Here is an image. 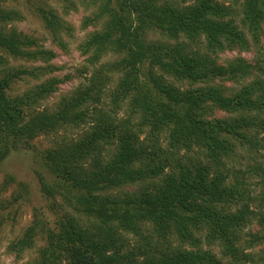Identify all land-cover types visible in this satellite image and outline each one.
<instances>
[{"label": "trees", "instance_id": "trees-1", "mask_svg": "<svg viewBox=\"0 0 264 264\" xmlns=\"http://www.w3.org/2000/svg\"><path fill=\"white\" fill-rule=\"evenodd\" d=\"M180 1L187 4L178 7L174 4H158L156 0H114L112 5V0H104L103 11H106L109 19L105 29L91 34L87 43L96 46L94 59L99 51L109 47L123 54L110 64L117 71V91H122L121 95L114 96L123 101L126 95L131 94V114L139 110L142 121L136 128L130 125L129 117L121 125L111 122L107 127L98 117H90L94 119L90 125L92 130L82 140L46 153L50 162L48 167L70 182V190L75 191L89 214L104 221L112 220L124 231H136L139 228L138 220L152 221L155 232L159 236L157 231L161 233L159 238H162L164 249L152 246L155 236L150 234L143 246L155 249L156 254L146 255L144 251V260L138 261L132 252L119 253L113 239L97 242L87 236L77 222L69 220L65 231L58 236L53 235L57 247L68 257V264H221L210 252H200L202 237L210 244L219 243L225 255L239 259L235 242L250 211L248 205L234 212L218 208L219 203L241 196L236 187L224 184V172L218 166L224 165L222 156L234 150L235 141L242 138L254 143L251 144L253 146L257 144L258 135L252 136L249 132L252 129L258 132L256 128L259 127L264 129V121L260 120L264 112V94L258 93L264 91V85L255 80L234 91L222 85H213L211 81L214 78L232 81L244 79L252 73L253 66L240 57L230 61L226 67L216 66L209 54L203 55L200 50L187 52L180 45L169 49L150 46L145 42L143 32L148 26H156L169 35L182 34L194 42L203 39L202 44L207 52L226 48L245 50L249 47V38L258 42L262 34L264 0H231L239 4L238 11L219 0ZM13 15L11 10L0 6V160L8 153L9 143L15 147L19 140H29L41 133H48L63 123L74 120H78V124L85 122L87 115H90L86 108L70 111L92 98V90L79 93L81 89H78L63 100L64 107L56 112L34 114L32 111L35 107L32 106L55 90L56 79H45L22 94L10 93L11 84L16 78L28 76L37 80L47 71L36 66L14 68L8 65L2 52L28 62L49 61L53 56L51 51L36 48L34 39L5 28L4 25L13 19ZM32 46L35 49H29ZM146 60L151 65L157 64L176 81L188 80L192 85L203 82L205 85L180 90L162 76H152L153 73L149 71L153 86L158 89L157 94H154L139 78ZM94 76H98L97 80L104 77L98 73ZM213 108L237 115L209 119L207 109ZM254 112L258 116H252ZM113 124L115 127L110 128ZM144 124L151 127V150L141 143L137 144L138 134ZM161 130L170 131V144L173 147L178 146L187 151L195 147L198 151H205L206 158L215 164L211 168L213 175L209 176L208 164L197 162L193 155H189L187 160L192 168H188L187 164L180 165L182 167L180 169L178 166L177 172L163 174L159 181H155L170 160H166L167 154L165 159L154 156L157 132ZM110 133L119 134L120 144L104 161L100 157L102 148L99 143ZM84 162H93L97 168L91 165L90 171H86ZM137 162L140 165L137 166ZM151 162H154L153 166ZM259 168L264 173V168ZM148 179L152 190L146 188L134 197L119 199L100 194L130 182L145 184ZM261 217L264 222V215ZM34 229L31 226L24 232L18 240V248L27 247ZM169 235L176 236V245L170 243ZM111 244L116 249L114 254L109 255L106 251ZM187 244L198 249L188 250L185 247ZM44 254H47V250L43 252L41 260L30 264H49L51 260L48 256L45 258Z\"/></svg>", "mask_w": 264, "mask_h": 264}, {"label": "rangeland", "instance_id": "rangeland-1", "mask_svg": "<svg viewBox=\"0 0 264 264\" xmlns=\"http://www.w3.org/2000/svg\"><path fill=\"white\" fill-rule=\"evenodd\" d=\"M219 1L231 5V8L236 11L239 10V4L232 3L231 0ZM103 2L104 0H0V6L11 10L14 14L13 19L4 25L5 28L34 39L36 48L53 53L49 61L28 62L24 59H15L10 54L2 52L8 65H13L14 68L36 66L47 71L37 80L28 76L16 78L11 84L10 93L22 94L45 79H56L55 90L32 106L35 107L32 111L35 114L42 111L52 113L63 108L65 102L63 100L73 95L78 89H81L79 93L83 90H92L91 99L70 111L77 112L86 108V112L89 111L90 115H87L88 119H85V122L78 124V120H74L63 123L48 133H41L29 140H19L15 147L9 143L8 153L0 160V218L2 220L0 264H30L41 260L45 250H47V254H44L45 258L48 256L51 260L49 264H68V257L63 250L57 247L56 237L53 235L58 236L59 233L65 231L69 220L77 222L78 227L97 242L113 239L119 253L132 252L138 261L144 260L145 253L146 255L156 254L155 249L143 246V242L150 234L155 236L153 243L151 242L152 246L164 249V245H161L162 238H159L160 231H157L159 236L153 229L154 222L138 220L139 228L136 231H124L112 220L104 221L89 214L75 191L70 190V182L48 167L50 162L47 160L46 153L82 140L92 130L90 125L94 119L90 117H98L107 124V127L111 125V122L121 125V122H126L129 117L130 125L136 128L142 121L139 110L131 114L133 110L129 103L131 94L126 95L123 101L120 98L115 99L114 96V94L121 95L122 91L118 90L119 93L117 91V71L110 64L120 59L123 54L109 47L99 51L94 59L96 46H90L87 43L91 34L100 33L105 29V24L109 19L106 11H103ZM156 2L174 4L178 7L187 4L181 3L180 0H156ZM113 3L114 0L111 4ZM135 24L137 25L138 21ZM143 37L150 46L158 45L163 49H169L180 45L185 47L187 52L200 50L199 52L203 55L208 53L210 60L214 61L216 66L226 67L230 61L238 57L253 66L252 73L244 79L232 81L214 78L211 81L213 85H222L233 91L255 80L264 85V26L258 42H253L249 38V47L245 50L226 48L222 51L207 52L202 44L203 39L194 42L182 34L169 35L156 26L144 28ZM29 49H35V46ZM150 65L149 60H146L139 78L150 87V90H153L154 94H157L158 89L154 88L149 71L153 73L152 76H162L164 80L180 90L205 85L203 82L192 85L188 80L176 81L157 64ZM96 73L99 76L103 74L104 77L97 80L98 76H94ZM92 77H94L93 80ZM261 92L264 94V91H258V93ZM135 93H137L136 90ZM207 113L209 119L237 115V113H227L218 108L207 109ZM252 114H254L252 116H258L256 112ZM261 118L260 120L264 121V112L261 113ZM114 124L110 128H114ZM150 128L149 124L141 126L137 143L143 144V147H149L148 150H151L150 145L153 140ZM256 129L258 132L253 129L249 132L252 136L258 135L259 139L255 146L251 145L254 143L246 142L242 138L235 141L234 150L222 156L221 162L224 165L218 166L224 172V184L227 187H236L241 195L234 199L236 201L219 203L218 208L234 212L248 205L250 211V216L238 232L235 242L239 251L238 260L231 255H225L219 243L210 244L202 237L199 245L200 252H210L215 259L220 260L221 264H264V222L261 217L264 215V173L259 168V166L264 168V140L261 139L264 138V129L260 127ZM161 131L157 132V149L154 156L165 159L167 154L166 160H170L164 166L162 174L156 176L155 181H159L163 174L177 172L178 166L180 168L187 164L188 168H192L187 160L189 155H193L197 162L202 161L203 164H208L209 176L213 175L211 168L215 164L206 158L205 151H198L195 147L189 151L178 148V146L173 147L170 144V131ZM118 137V133H110L109 137L100 140L99 144L102 148L100 157L104 161H107L110 154L117 150L120 144ZM231 140L234 141L232 138ZM91 165L97 168L93 162L83 164L86 171H90ZM136 165H140V162ZM151 165L153 166L154 162H151ZM151 182L154 183L152 180ZM146 188L149 191L152 190L149 179L145 184L130 182L106 190V192L102 191L100 194L123 199L128 196L134 197ZM31 226L35 229L30 243L25 248H18V240ZM168 237L171 244H177L176 236L169 235ZM116 247L113 245L107 247L106 253L114 254ZM185 247L194 251L198 249L189 244Z\"/></svg>", "mask_w": 264, "mask_h": 264}]
</instances>
